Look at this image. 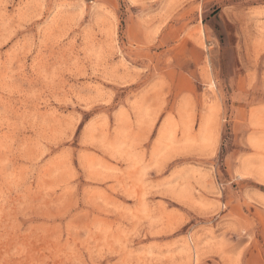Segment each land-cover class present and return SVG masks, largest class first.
<instances>
[{
	"label": "rangeland",
	"instance_id": "rangeland-1",
	"mask_svg": "<svg viewBox=\"0 0 264 264\" xmlns=\"http://www.w3.org/2000/svg\"><path fill=\"white\" fill-rule=\"evenodd\" d=\"M0 264H264V0H0Z\"/></svg>",
	"mask_w": 264,
	"mask_h": 264
}]
</instances>
